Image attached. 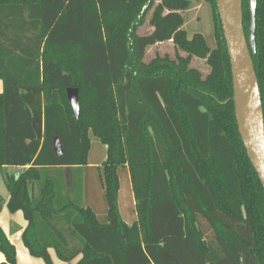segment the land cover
<instances>
[{
  "label": "trees",
  "instance_id": "16d2710c",
  "mask_svg": "<svg viewBox=\"0 0 264 264\" xmlns=\"http://www.w3.org/2000/svg\"><path fill=\"white\" fill-rule=\"evenodd\" d=\"M250 51L264 116V0ZM215 48L189 0H0V170L21 242L55 264H264V191L238 133L216 1ZM248 37L250 11L242 0ZM147 21L151 32L139 34ZM172 54L145 61L150 47ZM204 61L205 76L192 66ZM79 95L74 118L66 90ZM106 146L107 222L82 201L89 134ZM20 169L16 175L6 168ZM129 171L136 221L118 208ZM0 264H17L0 229Z\"/></svg>",
  "mask_w": 264,
  "mask_h": 264
},
{
  "label": "water",
  "instance_id": "95a60500",
  "mask_svg": "<svg viewBox=\"0 0 264 264\" xmlns=\"http://www.w3.org/2000/svg\"><path fill=\"white\" fill-rule=\"evenodd\" d=\"M222 26L233 85L234 114L246 155L264 191V116L260 89L250 51L255 46L256 0H248L250 22L248 37L243 27L242 0H215ZM74 118L79 116V95L75 88L66 90Z\"/></svg>",
  "mask_w": 264,
  "mask_h": 264
},
{
  "label": "rangeland",
  "instance_id": "374dc122",
  "mask_svg": "<svg viewBox=\"0 0 264 264\" xmlns=\"http://www.w3.org/2000/svg\"><path fill=\"white\" fill-rule=\"evenodd\" d=\"M190 6L188 9H186L183 12L184 16V29L187 32L188 37H191L195 33H201L207 45L210 48H215L216 41L213 33V10L211 3L209 0H189ZM151 32V28L148 26L147 21H145V24L139 28L138 33L139 34H148ZM172 54L173 53V46L171 42L159 44L153 47H150L146 52L145 61L149 62L157 55L164 56L165 54ZM192 66L200 70L203 76H205L208 72V68L205 65L204 61L200 60H193ZM91 147L89 151V157L87 159L86 165L82 168L80 171L83 177V186H84V172L87 173V175L93 180L92 182L95 183V192L93 195V202L95 201L97 203V188L100 182V179H102V169H101V163L103 160H105L106 157V148L99 142V140L95 137H91ZM97 167H100L98 169ZM9 175H16V171L9 167L6 168L5 171ZM87 176V177H88ZM89 178V177H88ZM119 178L121 180L122 185V193H121V211L126 217L127 214H135L134 206H131V200L133 198V195L130 197L129 195V186H130V179H129V173L126 169H119ZM94 185V184H93ZM127 189V190H126ZM7 189L5 187L4 181H3V171L0 170V198L5 199L7 195ZM102 198V193L99 191ZM82 201H83V191H82ZM84 203V201H83ZM95 210H97V214L100 215L99 208L95 207ZM105 208V203H104ZM25 224L23 216L21 212H16L12 215H9L7 213H4L2 217H0V227L2 228V231L4 235L7 238L12 239V243L18 244L14 238L20 237V231H22V227ZM22 258H20L21 260ZM53 259L55 260L54 256ZM41 264L42 261L39 260ZM56 264H65L55 261ZM20 264H23L22 261Z\"/></svg>",
  "mask_w": 264,
  "mask_h": 264
},
{
  "label": "crops",
  "instance_id": "0c3cea01",
  "mask_svg": "<svg viewBox=\"0 0 264 264\" xmlns=\"http://www.w3.org/2000/svg\"><path fill=\"white\" fill-rule=\"evenodd\" d=\"M1 90H2V83L0 82V92H1ZM92 136L93 135L90 133L89 134L90 147H91V142H92V140H91ZM104 147L106 148V146H104ZM89 151H90V149H89ZM106 151H107V149H106ZM88 155H89V152H88ZM88 157L89 156H87V159H88ZM105 160H106V157H105ZM105 160H103L102 163ZM102 163H101V165H102ZM97 168L100 169V167H97ZM13 169L17 173L20 170V169H17V168H13ZM119 169H126L128 171V169L126 167L118 168V170H117L118 177H119ZM128 173H129V171H128ZM87 176H88L87 173L84 172V186H83V201H84V205L86 207H89L94 212V214H95V216H96V218H97L99 223L104 224V223L107 222V204H106V200H105V192H104V188H103V185H102V181L100 179V182H99V185H98V188H97V194H98L97 198L98 199H97V203H96L95 201L93 202V195H94V192H95V183L92 182L93 180L91 179L90 174L88 176L89 178ZM129 179H130V175H129ZM119 184H120V188H119V192H118V208H119L120 216H121L122 220L127 225H131V224H133L136 221V213L134 215L133 214H127L126 217H124V215H123V213L121 211L122 185H121L120 178H119ZM128 190H129V195L131 197L133 195L131 181H130V186H129ZM99 191H101V193H102V198H100L101 194H100ZM7 200H8V192H7V195H6L5 199L0 198V217H2L4 215V213L12 215L7 209V206H6ZM131 200H133V201H131V206L133 205L134 206V210H135L134 196H133V198ZM104 203H105V208H104ZM94 206L99 208L100 215L97 214V210H95ZM24 222H25V220H24ZM25 226H26V222H25V224L22 227L23 228L22 231L24 230ZM0 229L2 230L1 227H0ZM22 231L19 232L20 233V237L17 236V237L14 238V240L18 243L17 245L12 243V241H11L12 239L7 238L16 248L17 264H20L21 261H22L23 264H41L39 262V260H41V259H37V258L31 257L29 255L28 251L26 250V248L23 246V244L21 242V239H20ZM20 258H22V259L20 260ZM2 261H4V256L0 253V262H2ZM55 261H56V259L54 260V263H55ZM42 263H43V261H42Z\"/></svg>",
  "mask_w": 264,
  "mask_h": 264
}]
</instances>
